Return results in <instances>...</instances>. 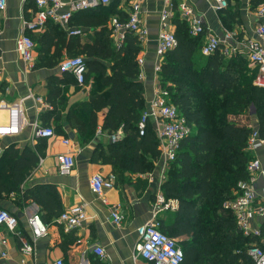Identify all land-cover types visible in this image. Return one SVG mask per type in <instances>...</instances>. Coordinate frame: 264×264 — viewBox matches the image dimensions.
Returning <instances> with one entry per match:
<instances>
[{"label": "crops", "instance_id": "1", "mask_svg": "<svg viewBox=\"0 0 264 264\" xmlns=\"http://www.w3.org/2000/svg\"><path fill=\"white\" fill-rule=\"evenodd\" d=\"M6 1V8L0 10V26L3 29L0 35V101L23 100L26 122L19 133L0 136V157L7 147L13 144L16 148H27L35 152L38 160L27 169L26 177L16 191L0 196V207L9 209L19 218L17 232L0 227V237L8 238V256L0 258V264L22 263L25 257L20 249L21 236L28 239L34 247L33 254L25 258V264H55L58 259H62L63 264H151L141 258H135L134 248L138 240L137 227L151 219L156 195L158 192L163 194L162 185L168 174V169L163 170V156L159 154L151 170H129L120 175L115 171V167L104 159L105 154L109 153V144L115 141L111 139L108 131L102 130L98 133V129H102L104 124L108 108L98 112L96 137L88 143L80 144L79 131L68 121V113L72 105L89 99L91 85L79 84L74 76H66L65 82L59 83L53 79L65 76L64 72L59 71L58 65L81 44L93 43L96 39L106 38L105 35H108L115 48L110 29L111 17L117 10L127 11L134 0H110L107 4L76 12L72 18V26L80 28L81 32L74 35L79 43L75 48L68 45V40L73 35L68 34L62 25L54 21H48L41 30L31 31L30 34L36 43L33 68H29L18 54L16 40L23 31V21L35 18V2ZM172 1V22L175 31L176 20H183L179 9L181 3L189 4L196 15L203 17L205 31L200 34L201 42L211 36L223 39L229 32L233 34L231 44L241 43L244 37L254 35L257 24L264 19L257 14L259 6L253 8L250 0H227L226 8H216V0ZM165 6V0H143L141 4L143 22L148 28V36L142 43L143 48L139 54L144 57L145 77L142 83L145 109L148 108L153 95L157 36L160 14ZM102 18L107 20L106 27L98 20ZM224 55L231 57L234 54ZM55 88L59 90L53 94ZM49 94L52 95L53 101L49 100ZM7 113V110L0 109V122L7 121ZM36 120L44 125H52L56 135L50 139L35 138L33 123ZM250 123L258 127L255 115H252ZM151 125L153 127L152 122ZM120 127L123 130L120 138L122 139L125 131L123 126L118 129ZM65 138L70 140V144L63 142ZM64 152H69L74 160L72 172L66 175L60 174L58 170V155ZM256 155L264 167V148L258 150ZM96 172L104 175L114 173L117 176L115 186L106 189L103 196L96 194L90 185V177ZM255 186L258 196H263L264 176L258 177ZM165 198L177 199L166 196ZM78 203L86 204L87 220L77 228L66 230L63 223L58 221L59 211L62 212ZM178 207L177 199L175 208L163 209L158 216L160 223L161 220L165 224L172 223ZM115 208L123 215L120 224L112 217ZM34 212H39L48 225V233L38 238H34L28 224V216ZM252 223L254 227L260 228L259 237H262L264 216L257 217ZM182 238L184 236L177 239ZM263 242L264 236L261 240V243ZM97 245L104 248V255H98L94 251ZM65 246L70 248L66 251ZM261 247L264 250V244Z\"/></svg>", "mask_w": 264, "mask_h": 264}, {"label": "trees", "instance_id": "2", "mask_svg": "<svg viewBox=\"0 0 264 264\" xmlns=\"http://www.w3.org/2000/svg\"><path fill=\"white\" fill-rule=\"evenodd\" d=\"M250 2L257 8L264 0ZM114 14L125 17L126 11ZM106 18L98 19L103 27ZM176 25L178 44L164 56L160 82L195 130L181 141L163 182V194L177 198L179 207L172 223L161 220V229L176 239L184 236L177 239L185 253L182 264H255L248 248L253 242L264 244V225L262 237L245 236L223 203L236 195L239 181L248 177L252 115L264 135V88L253 84L256 68L244 55L226 57L218 50L203 56L200 35L191 34L179 18ZM105 36L80 46L77 36L68 40L69 46H79L69 56H85V84L91 85L89 99L71 106L68 121L78 129L80 144H85L96 137L98 112L108 108L102 130L111 133L123 126L125 135L109 144L104 159L120 175L129 170L145 172L154 168L160 151L150 122L144 135L137 129L146 107L144 84L138 79L142 43L131 33L121 48H114ZM64 75L53 79L59 83L66 76L73 78L70 72ZM58 90L53 89V94ZM48 98L53 101L51 94ZM37 160L38 155L27 148L8 146L0 157V196L16 191Z\"/></svg>", "mask_w": 264, "mask_h": 264}, {"label": "built area", "instance_id": "3", "mask_svg": "<svg viewBox=\"0 0 264 264\" xmlns=\"http://www.w3.org/2000/svg\"><path fill=\"white\" fill-rule=\"evenodd\" d=\"M143 0H134L130 8L126 11L125 17L115 14L110 20V29L114 39L115 48H121L128 34H135L141 43L148 36V28L143 22L142 4ZM36 14L34 19L23 21V31L16 40V50L23 58L29 68L35 66L34 49L36 43L30 32L43 29L48 21H54L62 25L68 34L77 35L81 32L80 28L71 24L73 15L81 10L95 8L101 4H107L110 0H34ZM166 6L160 14V26L157 36L156 61L154 65L155 84L153 95L140 118L137 121L139 135L146 133L149 122L153 124V129L158 137V148L164 159V169L167 170L175 160L180 148L181 141L191 135L195 127L188 121L179 107L170 99V92L164 88L160 82V71L165 54L175 48L178 39L172 22L173 1L165 0ZM7 6L6 0H0V10ZM228 7L227 0H216V8ZM181 18L187 23L190 33L200 35L205 31L204 19L194 13L193 8L183 2L179 6ZM257 14L264 18V4L257 9ZM3 29L0 26V35ZM233 34L227 32L223 39L211 36L204 40L201 45V52L204 55H211L218 50L223 54L231 55L241 53L256 68L253 84L264 88V19L260 21L254 31V35L244 37L241 43L231 44ZM137 61L140 67L138 79L142 81L145 77L144 57L138 55ZM61 72H70L81 85L85 84V74L88 67L84 55L67 56L58 65ZM33 96V94H30ZM43 101L42 98H38ZM23 100L15 102L0 101V109L7 110V121L0 122V136L14 135L21 131L26 122L25 108ZM33 136L35 138L50 139L56 135L52 125H44L39 121L34 123ZM252 126V125H251ZM102 129H98L101 133ZM123 134L122 127L110 133L111 139L117 141ZM64 143L70 144L68 138L63 139ZM264 148V135H261L258 127L252 126V131L248 137L247 149L252 153L249 161L248 177L239 181L236 195L224 201L223 206L233 212L238 228L245 236H260V228L254 227L252 221L257 217L264 216V194L259 197L256 192V181L259 176H264V167L261 159L256 155L258 150ZM58 170L60 174H70L73 170L74 160L69 152L58 155ZM116 174L104 175L96 172L90 177V185L93 191L99 196H103L106 189L115 186ZM164 178V177H162ZM156 203L150 220L137 227L138 240L135 243L134 257L141 258L151 264H182L185 253L178 240L168 235L161 229L159 221L160 212L168 207L175 208L177 199L167 200L165 196L158 192ZM86 204L78 203L66 208L58 216V221L63 223L66 230H72L81 226L87 220ZM113 220L120 224L123 215L115 208L112 211ZM28 224L34 238L44 236L48 233V225L43 220L39 212H34L28 216ZM0 227L6 228L10 232L19 230V218L16 214L4 207H0ZM21 236V235H20ZM21 252L26 258L34 252L32 243L25 237H20ZM253 244V243H252ZM8 238L0 237V258L8 256ZM94 251L98 255H104L105 250L102 246H96ZM248 254L252 257L255 264H264V250L253 244L248 248ZM25 258L21 264H25ZM55 264H63L62 259H58Z\"/></svg>", "mask_w": 264, "mask_h": 264}]
</instances>
